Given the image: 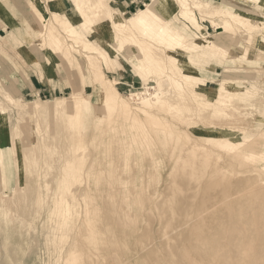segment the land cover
<instances>
[{
    "label": "rangeland",
    "instance_id": "1",
    "mask_svg": "<svg viewBox=\"0 0 264 264\" xmlns=\"http://www.w3.org/2000/svg\"><path fill=\"white\" fill-rule=\"evenodd\" d=\"M28 1L0 0V264H264V88L241 96L216 118H207L214 109L208 106L196 127L188 123L194 115L162 111L157 120L137 119L122 108H103L87 59L78 52L84 40H68V58L49 53ZM63 1L64 12L74 13L70 1ZM150 2L117 0L114 7L123 13L116 16L127 17ZM86 18L87 30L76 29L112 56L113 69H102L117 89L132 104L139 95L131 94L154 92L155 73L136 69V50L125 46V58L111 54L105 41L114 48L117 41L92 12ZM204 24L213 38L224 37L222 28ZM244 38L223 39L237 55ZM262 43L256 36L238 72L216 68L200 74L213 81L211 87L221 78L247 75L264 87V53L257 50ZM202 53L217 64L213 53ZM212 64L205 67L211 70ZM16 70L30 72L27 78L36 85L63 78L73 89L22 92ZM76 90L90 97L93 108L26 113L28 107L6 96L53 103L70 100ZM250 102L254 106L245 105ZM191 107L197 110L201 102ZM77 117L79 124L71 121ZM79 132L84 141L77 146ZM62 196L71 204L66 218L54 205Z\"/></svg>",
    "mask_w": 264,
    "mask_h": 264
},
{
    "label": "bare ground",
    "instance_id": "2",
    "mask_svg": "<svg viewBox=\"0 0 264 264\" xmlns=\"http://www.w3.org/2000/svg\"><path fill=\"white\" fill-rule=\"evenodd\" d=\"M69 1L75 10L72 14L64 12L65 3L63 0H47L46 2L29 0L28 3L29 8L38 18V35L43 41L44 49L49 53L61 54L68 58V54H71L68 40L75 41V43L84 40L80 51H77L83 53L87 59L89 73L95 85L99 87L103 108H122L125 113L137 119H156L162 111L174 112L176 115L181 113L188 116L194 115L193 117L196 116L198 121L195 118L196 120H191L193 122L188 123L189 126L196 127L203 118L202 112L207 111L208 106H214V109L211 116H207V118H216L221 114L225 115V111L222 112L224 108L232 106L233 102L241 96L248 98L251 92H261L264 88L258 84L256 78H251L248 75L247 77L221 78L220 81L218 80L217 87H211L208 82L212 83L213 81H208L209 78L207 80L200 74V71L209 74L215 73L216 68H223L226 72L239 71V63L244 59L246 53L251 52L255 37L260 35L264 38V0H230L226 6H223L224 0L214 3V5L211 0H151L145 5V8H140L137 12L122 17V19L117 18L118 15L116 16L122 12L119 7H114L116 5L114 2L117 0ZM236 5L240 7L237 10L234 8ZM249 7L260 12L262 16L246 12L252 10ZM89 11L92 12L93 19L100 20L99 22L102 23L108 37L117 41L114 48L109 44V41L104 40L110 48L111 54H118L125 58L126 54L122 49L125 46L133 47L136 50L134 56L136 62H133L136 69H139L141 73L145 70L155 73L156 86L154 88L156 87V89L154 92L147 90L144 94H131L139 95L136 104L129 102L117 89L115 81L103 72V64L109 69H113L112 56L96 46L93 40H89L82 30L76 29V26L79 25L81 29L85 28L84 31L87 30L86 15ZM48 16H51L53 20H50ZM160 19L164 20V23ZM52 21L55 25L51 24ZM204 22L222 28L220 33L224 34L223 38L225 39L230 37L234 39L239 35H245L243 51L233 55L232 48L227 45L225 40L219 39V37L213 38L205 28ZM158 47H164V53H158ZM257 50L264 53V43L259 48L257 47ZM205 51L213 53L212 56L216 57L217 64H212L210 60L202 57V52ZM121 52L123 55L120 54ZM72 60H74L73 57ZM229 60L233 63L232 66L229 64ZM207 63L213 65L210 67L211 70L205 67V65H210ZM142 77L146 84L148 78ZM162 80L168 82L170 91L165 89ZM173 93L179 99L174 100ZM6 96L8 100L13 99L16 106L28 107L26 113L49 108L53 112L59 110L71 114L79 109L83 110V106L91 108L94 106L90 97L83 96V92L79 90L73 93L70 100L61 97L54 100L53 103L39 98L28 103L14 99L12 95ZM195 101L201 102V109H192L191 104ZM254 104V102H250L245 105L254 106ZM0 109L4 111L3 107ZM26 113H24L25 116ZM209 120L211 121V119ZM71 121L79 124L83 120L77 117ZM167 122L165 119L161 123L166 125ZM83 137L84 135L80 132L76 135L74 141L77 146L84 141ZM63 175H67L66 170ZM68 187L67 184L61 186V189L67 191ZM54 205L59 216L66 218L70 215L71 204L65 196L57 198Z\"/></svg>",
    "mask_w": 264,
    "mask_h": 264
},
{
    "label": "crops",
    "instance_id": "3",
    "mask_svg": "<svg viewBox=\"0 0 264 264\" xmlns=\"http://www.w3.org/2000/svg\"><path fill=\"white\" fill-rule=\"evenodd\" d=\"M14 73L18 75L19 81L24 82V84L22 85L23 88L20 89L22 92L31 91L34 94H37V93L39 94L40 92L48 93V94H57V93L65 92L66 88H72L73 89V86L66 83V81H64L63 78L52 79V80L48 79L49 81L47 80L46 83L44 84V85H46V87H43L41 85H38V83L36 85L31 80V78H30V80L27 78L28 73L30 75V72L21 73V71L17 72V70H16V71H14ZM19 73H20V75H19Z\"/></svg>",
    "mask_w": 264,
    "mask_h": 264
}]
</instances>
